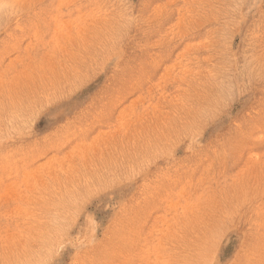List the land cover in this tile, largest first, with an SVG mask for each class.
I'll return each instance as SVG.
<instances>
[{
	"label": "rangeland",
	"instance_id": "rangeland-1",
	"mask_svg": "<svg viewBox=\"0 0 264 264\" xmlns=\"http://www.w3.org/2000/svg\"><path fill=\"white\" fill-rule=\"evenodd\" d=\"M0 264H264V0H0Z\"/></svg>",
	"mask_w": 264,
	"mask_h": 264
}]
</instances>
